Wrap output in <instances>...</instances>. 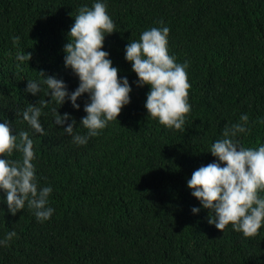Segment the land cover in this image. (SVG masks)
Here are the masks:
<instances>
[{
  "label": "trees",
  "instance_id": "1",
  "mask_svg": "<svg viewBox=\"0 0 264 264\" xmlns=\"http://www.w3.org/2000/svg\"><path fill=\"white\" fill-rule=\"evenodd\" d=\"M92 3L0 0V122L29 132L39 182L52 185L55 209L41 223L27 207L12 215L0 204V237L17 233L0 246V264H264V226L249 237L230 224L217 229L187 185L195 169L216 159L210 145L242 113L251 131L239 134L240 142L264 143V0H107L117 31L103 47L132 84L131 100L118 120L77 145L52 109L70 113L84 133L87 93L77 100L80 109L67 100L49 103L43 134L20 113L43 96L25 91L27 79L42 81L43 73L63 79L69 91L78 86L63 46L79 8ZM161 20L170 29V54L189 61L192 107L183 131L148 116L150 86L132 83L138 77L125 59V45ZM17 52L31 53L30 60L17 61Z\"/></svg>",
  "mask_w": 264,
  "mask_h": 264
},
{
  "label": "clouds",
  "instance_id": "2",
  "mask_svg": "<svg viewBox=\"0 0 264 264\" xmlns=\"http://www.w3.org/2000/svg\"><path fill=\"white\" fill-rule=\"evenodd\" d=\"M150 27L140 33L139 39H131L125 45V59L131 62L132 71L138 77L132 83L139 87L150 86L144 106L148 116L170 129L183 131L186 115L191 111L187 68L189 61L179 63L170 54L168 37L170 29ZM116 30L107 11V0H93L91 7L83 5L74 16L69 29V40L63 46L65 67L70 68L79 79L78 86L69 91L66 82L54 75L37 81L27 79L25 91L43 96L36 103H29L21 111L25 120L36 133L43 134L41 123L43 109L49 103L63 105L66 100L80 109L78 98L88 94L83 106L86 113L80 119L86 131H75L76 121L70 113L61 114L53 108L54 122L62 126L77 145H85L91 137L100 135L109 122L118 120L122 108L130 103L132 84L127 76L113 65L110 53L104 50L105 37ZM19 37L14 36L13 40ZM17 61L30 60L31 53H16ZM46 86V87H44ZM50 97L51 99H45ZM71 121V122H69ZM251 131L249 117L242 113L239 120L225 126L207 152L216 159L195 169L187 180L192 195L204 209H209V223L224 230H233L245 237L254 236L264 226V143L258 147H245L239 134ZM18 153L16 158L13 154ZM34 141L28 131L14 132L12 124L0 122V204H7L12 215L27 207L39 222L49 220L55 212L49 198L51 184L41 185L37 176ZM201 208L193 206V213ZM17 236L13 229L0 237V246H7Z\"/></svg>",
  "mask_w": 264,
  "mask_h": 264
}]
</instances>
